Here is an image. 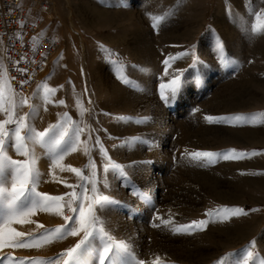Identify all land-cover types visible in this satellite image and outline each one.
I'll list each match as a JSON object with an SVG mask.
<instances>
[{
    "label": "rangeland",
    "instance_id": "obj_1",
    "mask_svg": "<svg viewBox=\"0 0 264 264\" xmlns=\"http://www.w3.org/2000/svg\"><path fill=\"white\" fill-rule=\"evenodd\" d=\"M24 1L33 18L44 22L45 32L60 42L49 72L24 95L33 96L45 82L48 87L58 89L47 111L40 108L35 120L37 129L56 123L57 113L68 112L74 121L82 119V127L90 125L100 130L92 134L90 147L99 135L113 161L124 165L137 162L128 169L132 187L147 200L142 201L117 179L109 177L110 195L125 202L124 207L103 213L114 238L130 242L138 259L145 264H154L157 256L161 258L160 264H215L226 254L238 253L253 239L264 257V124L260 123L264 116H256V124L234 121L237 126L209 124L204 119L205 115L264 113V34L253 36L250 32L253 26L264 30V19L253 14L254 10H264V0ZM169 10H174V15L158 31L154 30L146 13L162 14ZM216 35L222 38L235 65L223 67L216 59L213 51ZM193 44L198 45V58L203 66L190 67L191 56L172 63L169 73L176 69L187 71L181 76L183 85L176 99L166 105L160 93L169 94L173 85L171 77L164 74L162 61ZM108 50L118 54L112 58H122L126 67L111 65ZM122 73L138 81L142 90H134L117 79ZM76 97H80L86 109L82 117ZM60 99L65 101L64 105L55 103ZM32 102L41 103L39 99ZM18 111L22 114L29 108L25 106ZM119 115L150 119L141 124H125L113 119ZM3 119L5 116L0 113V120ZM159 121L163 125L153 128ZM109 135L141 136L150 143L129 149L119 147L121 140L110 139ZM85 139L87 131L81 136L82 141ZM157 140L163 144L153 151ZM185 149L217 153L230 149H236L237 153L256 150L260 154L239 160L219 159L200 167L182 158ZM10 154L13 159H24L14 152ZM91 155L99 176L103 162L98 149L93 147ZM49 163L46 158L38 162L44 174L38 191L51 196L71 192L66 185H77V175L56 168L50 176ZM60 163L82 169L88 175L85 168L88 156L83 144ZM222 206L259 211L223 223H210L206 230L191 235H173L170 231L174 226L206 219L205 212L209 209L217 219V209H221V215L227 214ZM170 214L173 224L151 226L160 223L157 216L168 219ZM28 219L33 223H14L12 227L29 232L37 224L54 228L63 223L62 217L52 212L38 211ZM79 239L69 236L38 249L4 248L0 255L56 257Z\"/></svg>",
    "mask_w": 264,
    "mask_h": 264
},
{
    "label": "snow or ice",
    "instance_id": "obj_2",
    "mask_svg": "<svg viewBox=\"0 0 264 264\" xmlns=\"http://www.w3.org/2000/svg\"><path fill=\"white\" fill-rule=\"evenodd\" d=\"M253 14L257 19H264V10H254ZM146 15L149 16L153 29L158 31L162 23L167 22L174 15V10H169L162 14L146 13ZM19 24L23 28L25 21H19ZM250 32L253 36L264 34V30L256 26H253ZM16 35L22 42V35L19 32ZM40 35L43 36V33ZM32 39L36 40L37 37L33 36ZM100 47L104 48L103 45H100ZM197 50L198 45L193 44L190 48L176 53L174 56L169 54L162 61L163 65H165L164 74L171 77V84L173 85L169 94L160 93V98L166 105L176 99L183 85L181 76L183 72L187 71V69H176L174 72L169 73L168 69L177 59H183L188 56H191L193 60V65H190V67L197 65L202 67ZM33 51H35V48H33ZM108 51V62L111 65L117 68L126 67L122 58H112L114 56L118 57V54L111 52V50ZM213 51L221 66L231 67L235 65V61L227 54L222 38L218 35L214 36ZM21 61L27 62L26 55H22L20 60L12 61V63L16 66L14 70L23 75L28 72V69L19 67ZM32 62L35 63V61ZM133 67L139 68V66ZM8 72V67L0 63V113L5 116V119L0 120V209L3 210L2 214H0V250L4 248L38 249L69 236H78L80 239L74 246L67 248L56 257L17 258L11 254L0 255V264H145L143 260L138 259L130 242L114 238L103 216L105 210L125 206V202L119 201L110 195V176L117 179L122 187L128 188L130 193L137 195L142 201L147 200V197L142 192H135L132 187L128 169L134 168L137 162L124 165L113 161L109 157L108 151L101 142L99 135L95 136V144L90 147L92 134L100 130L92 128L90 125L82 127V119L74 121L68 112L57 113L56 123L49 124L43 130H38L35 126V120L39 116L40 108L43 107L44 111H47V105L53 103L51 97L55 95L58 89L48 87L45 82L38 86L37 93H39V96L34 93L33 96L26 97L22 92H16L12 87L9 82ZM31 75H34V71ZM31 75L27 79L19 81L21 88L29 83ZM12 79L14 80L15 77H12ZM117 79L131 86L134 90H142V86L138 81L128 78L123 73L118 75ZM60 87L62 88L63 85ZM86 92L87 88H85ZM36 99H39L41 103L32 102ZM75 102L78 113L82 117L86 109L83 108L80 97H76ZM5 103H7V107H5ZM55 103L64 105L65 101L60 99ZM89 103H91V100H89ZM25 106L29 108V111L21 114L18 110ZM195 111H199V109ZM103 114L106 116L111 115L110 113ZM256 116H264V113H257L251 116H244L243 114L205 115L204 119L209 124L237 126L233 123L234 121L256 124ZM113 119L125 124L130 122L141 124L147 122L150 117L119 115L113 116ZM260 123L264 124V120H261ZM86 131L87 139L82 141L81 136ZM104 131L106 132L107 130ZM108 138L120 139L121 144L118 146L129 149L139 144L150 143L141 136L118 138L109 135ZM81 144L84 145V153L88 156V164L85 165V168L88 169V175H84L82 169L71 165H61L60 163L70 152L77 151ZM93 147L98 149L103 162L102 174L99 176L95 161L91 155ZM114 147H117V145H114ZM11 152H14L17 156L24 157V159H13ZM259 154L256 150L251 153L243 151L237 153L236 149H230L226 152L217 153L197 150L189 152L185 149L184 157L182 158H187L195 166L204 167L217 163L219 159L239 160ZM42 158H46L50 162L48 173L50 176H52L53 170L56 168H59L61 172L68 170L77 175L79 178L77 185H66L72 189L71 192L62 196H51L48 193L38 191L44 175L38 167V162ZM77 188L79 191H77ZM222 208L227 214L221 215V209H217L215 211L217 219L213 218V210L209 209L205 212L206 219L180 224L170 228V231L173 235H191L195 231L206 230L210 223H223L229 221L232 217L248 216L250 212L259 211V209L255 208L248 211L240 207L229 209L227 206H222ZM38 211L52 212L62 217L63 223L54 228H45L44 225L37 224L36 229L29 232L17 231L12 227L14 223H33L28 217L35 215ZM169 212L171 213V210ZM20 217L24 219L20 220ZM156 219L160 223H152L151 226L154 228L168 227L173 224L171 214L168 219L160 216H157ZM38 229H43V231H37ZM160 262L161 258L157 256L154 264H160ZM215 264H264V257L260 256L256 240L253 239L238 253L226 254L225 257H221Z\"/></svg>",
    "mask_w": 264,
    "mask_h": 264
},
{
    "label": "built area",
    "instance_id": "obj_3",
    "mask_svg": "<svg viewBox=\"0 0 264 264\" xmlns=\"http://www.w3.org/2000/svg\"><path fill=\"white\" fill-rule=\"evenodd\" d=\"M22 20L25 21L23 28L19 24ZM17 32L22 35V42ZM33 36L37 39L33 40ZM59 46L58 38L45 32L44 22L33 18L24 0H0V63L8 67L9 82L16 92L26 95L49 72ZM22 55H26L27 62L21 61L19 67L28 69L23 75L14 70L16 66L12 63L20 60ZM33 71L34 75H31ZM29 75L31 80L21 88L19 81L27 79Z\"/></svg>",
    "mask_w": 264,
    "mask_h": 264
},
{
    "label": "bare ground",
    "instance_id": "obj_4",
    "mask_svg": "<svg viewBox=\"0 0 264 264\" xmlns=\"http://www.w3.org/2000/svg\"><path fill=\"white\" fill-rule=\"evenodd\" d=\"M34 9L36 8V7H33ZM44 8V7H43ZM32 9V8H31ZM50 14V16H51V13H49ZM45 76V75H44ZM43 76V77H44ZM155 126L153 127V128H156V127H159V126H161V125H163V124H161V122L159 121V122H157V123H155L154 124ZM157 142H158V144H157V146H155V147H153V151H156L157 149H159V147L163 144V143H161V141L160 140H157ZM155 154V153H154Z\"/></svg>",
    "mask_w": 264,
    "mask_h": 264
}]
</instances>
